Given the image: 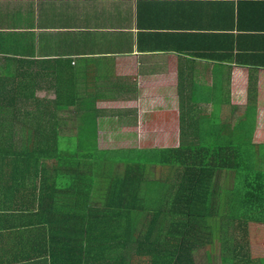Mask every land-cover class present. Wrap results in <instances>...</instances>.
<instances>
[{
  "label": "crops",
  "instance_id": "1",
  "mask_svg": "<svg viewBox=\"0 0 264 264\" xmlns=\"http://www.w3.org/2000/svg\"><path fill=\"white\" fill-rule=\"evenodd\" d=\"M22 116L101 149L264 150V0H0V117ZM41 180L0 174V264H51L18 216L42 212Z\"/></svg>",
  "mask_w": 264,
  "mask_h": 264
},
{
  "label": "trees",
  "instance_id": "2",
  "mask_svg": "<svg viewBox=\"0 0 264 264\" xmlns=\"http://www.w3.org/2000/svg\"><path fill=\"white\" fill-rule=\"evenodd\" d=\"M0 120V174L43 176L42 212L18 216L40 228L51 264H197L213 244L222 264H264V150L223 135L212 147L101 149L42 127L57 117Z\"/></svg>",
  "mask_w": 264,
  "mask_h": 264
},
{
  "label": "rangeland",
  "instance_id": "3",
  "mask_svg": "<svg viewBox=\"0 0 264 264\" xmlns=\"http://www.w3.org/2000/svg\"><path fill=\"white\" fill-rule=\"evenodd\" d=\"M226 186L228 187L229 185ZM220 257L221 252L215 244H213L206 249L197 252L196 262L197 264H222Z\"/></svg>",
  "mask_w": 264,
  "mask_h": 264
}]
</instances>
